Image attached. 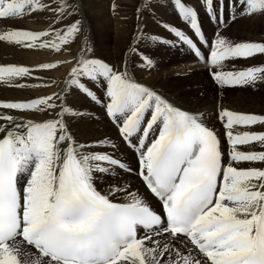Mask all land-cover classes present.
<instances>
[{
    "label": "snow or ice",
    "instance_id": "snow-or-ice-1",
    "mask_svg": "<svg viewBox=\"0 0 264 264\" xmlns=\"http://www.w3.org/2000/svg\"><path fill=\"white\" fill-rule=\"evenodd\" d=\"M138 4L131 65L97 58L85 41L79 56L64 61L71 67L62 94L0 104L17 110L0 112V264H264V131L251 128H264V114L224 108L209 118L133 74L154 64L139 50L146 44L141 24L170 10L200 46L164 23L176 39L151 35L159 47H176L178 40L208 65L207 75L221 90L264 83V65L226 69L237 60L264 61V41L232 32L242 16L264 14V0ZM81 7L79 0H0L5 24L52 13L46 30H5L0 42L59 53L86 35ZM202 11L216 25L210 37L202 31ZM30 71L0 66V80L10 84ZM249 145L261 150L240 147ZM240 162L261 167L234 166ZM133 171L146 185L143 198L127 186Z\"/></svg>",
    "mask_w": 264,
    "mask_h": 264
},
{
    "label": "bare ground",
    "instance_id": "bare-ground-1",
    "mask_svg": "<svg viewBox=\"0 0 264 264\" xmlns=\"http://www.w3.org/2000/svg\"><path fill=\"white\" fill-rule=\"evenodd\" d=\"M186 2L192 4L193 0H186ZM111 4H114L115 7L113 14L110 13L112 10ZM139 7L138 0H116L114 3H112V0H98L94 3L91 1L84 4V14L96 24L95 36L99 44L96 50H92L97 58L104 59L114 65H122L125 60L130 65L132 64L133 57L128 52V45L130 37L135 33V12ZM239 7L240 5L236 4V8L238 9ZM203 13L200 14V19L208 27L204 31L202 23V31L210 37L216 25L210 22L208 17L204 15L205 13ZM40 16L25 17L22 22L15 25L5 24L0 21V32L10 31L13 28L46 30L51 22L52 13H41ZM157 20H148L140 26L141 30L144 31L146 44L141 45L139 50L149 53L154 60V64L151 69L146 67L136 69L133 74L138 82L154 88L166 97L179 98L181 103L188 101L190 102L188 106L200 107L204 111L205 116L209 118H215L216 113L224 108L246 113L264 114V83H258L255 88L219 89L207 75L209 67L207 66L206 68L202 65L203 61H198L194 53L187 49L186 46H182L178 40L176 47L169 49L159 47L158 41L149 39L151 35H160L175 40L174 36L166 33L162 25L164 23L178 24L179 26L182 24L170 11L157 13ZM232 23L235 22L229 21V24ZM91 30L93 31L92 28ZM232 32L235 37L245 40L264 41V14L256 13L242 16L240 22L232 29ZM187 34L200 46L198 39L191 32ZM80 45L81 40L78 42V46ZM203 50L205 49L202 48ZM78 51L71 45L61 46V51L58 53L48 47L31 49L8 42H0V66H24L31 70L28 76L18 78L17 81L10 84L0 80V104L4 102H26L30 99L42 98L54 93L62 94V89L66 86V73L71 67V64H66L64 61H72L74 54L79 56ZM44 64H52L54 67L52 69H42ZM252 64L264 65V61H258L255 58H250V61L237 60L226 63V69L232 68L233 65L237 69H242L252 66ZM17 84H23L25 87H18ZM16 111L0 108V112L15 113ZM97 114H99V109H97ZM97 127L99 131H104L103 126ZM215 128L219 133L224 131L222 122L220 124L215 122ZM251 128L257 131H264V128L259 125L251 126ZM75 130L83 136V130ZM221 144L222 147H226V141L223 138L221 139ZM240 147L241 149L261 150L252 145ZM118 155L122 159H132L128 153L121 152ZM246 163L248 165L244 166L241 164L239 167H261L260 162ZM136 164L138 162H134V166ZM126 176L129 190L143 198L145 188L141 179L136 176L135 171L131 175L127 173ZM151 199L155 201L154 197ZM114 202L121 201L120 199H114ZM157 206V203L150 202V207L153 209H156Z\"/></svg>",
    "mask_w": 264,
    "mask_h": 264
},
{
    "label": "rangeland",
    "instance_id": "rangeland-1",
    "mask_svg": "<svg viewBox=\"0 0 264 264\" xmlns=\"http://www.w3.org/2000/svg\"><path fill=\"white\" fill-rule=\"evenodd\" d=\"M54 3H56L57 2V0H52ZM92 1V3H94V2H97L98 0H79V3L82 5V9H81V13H82V15H81V19H83L84 20V22H85V26H84V29H83V31H84V33L86 34V36H83V37H81L80 38V40H81V45L80 46H78V44L77 43H70V45L72 46V47H74V49H76V50H79L78 51V53H80V47H82L83 46V44H84V42L85 41H87V45H88V47L89 48H91V49H93V50H96L97 49V47H98V44H99V42L97 41V37L95 36V33H96V24H95V22H93V20L91 19V18H88L85 14H84V12H83V7H84V4H86L87 2L89 3V2H91ZM116 0H112V3H114ZM52 2V3H53ZM72 2H77V0H72ZM53 3V4H54ZM188 3V2H187ZM188 4H190V3H188ZM191 5V4H190ZM110 7H111V9L113 10H111L110 11V13L111 14H113L114 12H115V7H114V4H111L110 5ZM140 7H141V5H140ZM114 8V9H113ZM170 11V10H169ZM170 13L172 14V12L170 11ZM203 13V11L202 12H200V14H202ZM204 14V13H203ZM173 16H174V14H172ZM205 15V14H204ZM86 18V19H85ZM177 18V17H176ZM91 21V22H90ZM181 21V20H180ZM88 22V23H87ZM182 22V21H181ZM200 22H201V24L203 23V21H202V19H200ZM90 23V24H89ZM212 24V23H211ZM183 25V27H181ZM91 26V27H90ZM175 26H177L178 28H180L181 30H183V31H185L186 33H189L190 31H189V29H188V27H186V25H185V23L184 22H182V24L179 26L178 24H176ZM206 27H208L207 25H204V23H203V30L206 28ZM91 28L93 29V31L91 30ZM95 28V29H94ZM183 28V29H182ZM186 28V29H185ZM205 31V30H204ZM166 33H168V32H166ZM168 35H171V34H169L168 33ZM208 35V34H207ZM79 40V41H80ZM95 44V45H94ZM94 45V46H93ZM94 48H93V47ZM96 46V47H95ZM169 49H171V48H169ZM173 51V50H172ZM79 55V54H78ZM189 55H191L190 53H189ZM198 61H200L199 59H198ZM202 65H204L206 68H207V64L205 63V62H203L202 63ZM208 71H209V69H208ZM216 123H218V124H220V122L219 121H216ZM241 164L242 165H244V166H246V162H240V164H234V166H237V167H239V166H241ZM248 165V164H247ZM128 174H132V172L131 173H128ZM117 200H119L118 198H116Z\"/></svg>",
    "mask_w": 264,
    "mask_h": 264
}]
</instances>
